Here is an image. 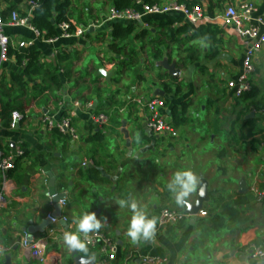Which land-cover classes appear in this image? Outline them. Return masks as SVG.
Instances as JSON below:
<instances>
[{
    "label": "crops",
    "instance_id": "1",
    "mask_svg": "<svg viewBox=\"0 0 264 264\" xmlns=\"http://www.w3.org/2000/svg\"><path fill=\"white\" fill-rule=\"evenodd\" d=\"M196 1L206 13L200 23L191 25L184 16L174 14L168 16L181 21L171 28L157 29L166 41L165 58L176 60L182 71L177 80L183 86L177 93L166 92L164 81L158 77L164 69L157 61L152 63L147 52L140 54L142 60L138 66L139 72L145 74L144 78L140 82L134 73L129 89L125 86L129 82L127 75L119 86L108 84L104 77H97L101 68L116 71L115 64L113 69L105 67V62L109 64L114 58L108 47L114 23L91 28L93 31L84 37L61 39L55 43L40 40L29 28L6 27L5 34L13 46L17 47L21 42L29 44L26 47L37 44L43 54V63L60 64L58 54L65 53L69 59L61 63V73L70 68L72 76L59 93L63 102L54 105L51 100L50 106H44L42 99L31 101V117L20 123L18 129L1 132L0 161L3 156L15 154L18 147L25 152V157L18 158L15 169L9 172L12 190L8 205L0 212V246L5 250L0 256V264H41L22 248L21 242L25 233L36 241L45 237L51 225L45 226L47 216L56 214L57 205L52 206L47 197L44 182L47 178L49 191L68 199V206L62 210L68 223H60L59 230L74 231L73 219L92 211L98 218L107 217L108 224L99 232L111 237L119 249L117 259L109 261L100 246L88 247L86 253L72 252L61 238L47 248V264H77L80 256L93 264H142L140 258L146 255L165 258V264H264L253 256L255 248L264 250V48L254 62L251 92L242 98L236 97L229 84L242 74L246 51L253 42L241 37L223 20L229 6L239 9L244 4L254 7V19L264 20V0H159L157 5L179 3L188 6L187 2ZM76 2L78 11L73 13L72 20L83 27H86L84 21H89L90 25L95 19L105 21L114 9L110 0ZM134 2L136 8H140V2L147 4V0ZM20 9V15H25L27 8L23 5ZM168 16L146 18L144 23L149 24V29H145L143 22L133 25L138 32L153 29L155 33L150 21ZM208 25L216 26L220 31L212 39L190 41L193 33H177L181 43L166 39L171 37V32L176 33L185 26L194 31ZM260 29L264 33L263 25ZM131 42L141 49V41L132 38ZM93 54L97 61L91 58ZM150 64L154 65L150 67ZM12 72H22L15 59H9L1 66V74ZM172 79H165V84L174 90L176 85ZM109 87L114 92L119 88L123 90L116 98L120 104L137 98L163 99L166 115L177 135H160L148 130V114L136 106V113L135 109L116 115L121 123L119 127L108 116L110 124L101 139H92L95 132L102 133L92 122V115H98L97 109L101 107L102 98L108 96L105 92ZM157 90L166 95L158 96ZM31 94L35 95V92ZM76 101L93 104L91 111L83 108L73 119L82 140L75 144L65 136L61 142L46 131L43 116H52L58 122L64 112L73 109ZM186 102L190 103L187 108L184 107ZM119 107L109 110L118 111ZM176 107L184 122L173 116ZM124 128L128 136L123 132ZM86 159L91 165L83 168L82 162ZM184 169L192 170L199 183L196 190L178 205L169 191L168 182L174 172ZM42 171L47 173V178L40 175ZM243 178L247 179L250 188L247 195L241 194ZM3 179L0 173V189ZM205 184L210 200L204 203L202 211L208 215L201 216L200 211L191 216L186 204L197 203L199 190ZM254 188L257 191L254 192ZM128 196L145 205L150 217L157 218V231L152 241L133 245L126 236L131 212L119 208L116 201ZM165 210L188 217L161 227L160 219Z\"/></svg>",
    "mask_w": 264,
    "mask_h": 264
},
{
    "label": "built area",
    "instance_id": "2",
    "mask_svg": "<svg viewBox=\"0 0 264 264\" xmlns=\"http://www.w3.org/2000/svg\"><path fill=\"white\" fill-rule=\"evenodd\" d=\"M138 6H140V8L134 7L122 10L114 8L111 10L109 17L105 21L95 22L89 27H83L78 25L74 20H70V22L63 23L59 26V37L44 41L47 43H55L61 39L81 38L84 37L91 30V28L95 29L97 27H102L107 23H144L145 19L151 16H168L180 14L184 16V18L191 25H197L206 17L205 10L201 6L189 8L188 6L179 3L171 5H150L143 2H140ZM25 7L27 8L26 15L22 16L19 12L15 11L10 16L9 21L5 22L2 16V7L0 6V76L1 66L9 60L7 53L11 44V40L5 34V29L7 26L15 28H29L38 37H40V33L30 24L31 19L33 18V12L38 7V5L35 1H29L25 4ZM254 13L255 9L252 5L244 4L239 9L234 6H229L223 16L225 25L235 28L241 37L253 42V44L248 47L246 51L242 74L238 80L230 82L229 84V87L235 91V95L238 98H242L245 94L251 92V78L255 73L254 62L256 60L257 54L264 48V33H261L260 29L262 25L264 26V20L254 19ZM144 27L145 29L150 28L147 22L144 23ZM28 45L29 44L25 42H21L18 46L23 48ZM105 67H110L112 69L115 68L114 64H108L106 62ZM133 102L139 108L147 112L148 115L146 119V126L148 130L160 135H177L172 123L166 115V102L163 99L158 97L137 98L133 100ZM83 108L91 111L93 109V104H83L80 101L74 102L73 109H71L69 112V117H63L58 122L57 119L52 116H43L42 121L46 126V131L51 134L55 128H58L65 136H69L75 144L79 143L82 140V137L77 128L73 125V119L77 116L79 110H82ZM24 119V114L20 112H14L12 114V123L9 130L13 131L18 129L20 123H22ZM92 122L99 131H104L110 124L109 117L105 114H100L97 116L92 115ZM3 129V124L0 121V137ZM262 146H264V141ZM1 151L2 150L0 149V155L2 156ZM24 154L25 152L20 147H18L15 150V154L11 153L8 156H3L0 161V173L3 174L4 178L2 187L0 189V212L8 205L9 193L12 190V188L10 189L11 186L9 184V172L15 169L18 158L22 157ZM90 165L91 162L88 159L82 162L83 168H88ZM40 175L47 178V173L45 171L40 172ZM47 179H44V182L46 188L48 189L47 197L51 205H59L63 210L68 206V199L63 197L59 200L61 202L60 204L59 201L56 202V199L60 195L49 191V181ZM253 191L255 192L257 189L254 188ZM52 197L54 198L51 199ZM200 215L207 216L208 214L205 211H201ZM186 217L188 216L165 210L162 213L160 219V226L166 227L170 224L178 223ZM47 219L51 222V225L45 237L36 241L30 234L25 233L21 242L22 248L29 252L32 257L35 260H38V262L41 264L48 263L47 248L49 245L53 242H57L63 236V232L58 229V226L62 222L64 224L68 223V218L65 215H61V217L58 218L53 213H50L47 216ZM98 246L101 247V251L107 256L109 261H115L117 259L119 249L111 237L102 232L90 234L88 247L96 248ZM4 251V248L0 246V256ZM253 256L256 259L264 261V250L261 248H255ZM140 261L142 264H165L167 260L159 256L146 255L141 257Z\"/></svg>",
    "mask_w": 264,
    "mask_h": 264
},
{
    "label": "trees",
    "instance_id": "3",
    "mask_svg": "<svg viewBox=\"0 0 264 264\" xmlns=\"http://www.w3.org/2000/svg\"><path fill=\"white\" fill-rule=\"evenodd\" d=\"M29 1H35L38 5L33 12V18L31 19L30 24L40 33V40L42 41L59 37V26L63 23L70 22L74 17L73 13L78 11L76 0H0L3 20L7 22L15 11L20 13V7L23 5L25 6ZM110 1L114 8L120 10L133 8L135 5L133 0ZM158 2L159 0H147V4L150 5H155ZM187 4L189 8H194L199 6L200 2H187ZM22 16H24V14ZM94 21L100 22L98 19H95ZM179 21L181 20L174 16H168L165 19L151 20L150 24L152 25V28L156 29L155 33L152 31L153 29L138 32L136 26L133 24L114 23L112 25V40L108 46L109 51L114 55V58H112L109 63L116 65V77L113 79L112 83L119 86L128 72L136 73L137 76L135 79L141 82L145 74L138 70V66L141 65L142 60L140 54H145L147 52L152 63L154 61L159 62L163 60L165 58L163 47H166V41L161 38L159 30L157 29L159 27L164 29L171 28ZM84 24L86 27L90 26L89 21H84ZM177 31L178 32L176 33L170 31L171 37H166V39H169V42L171 43L176 42V40L178 43H181L176 37L177 33L178 35L193 33V35L191 34L190 41L199 38L212 39L220 33L219 28L212 25L201 26L195 29V32L189 26H185ZM132 38L142 42L140 50H138L131 42ZM145 40H147V43H145ZM7 56L9 59H15L17 65L22 70V72H12L10 75L3 73L0 76V121L3 124V128L9 130L12 123V114L14 112H20L25 115V119L22 123L31 117V101L42 99L40 101L44 106H47L51 100L54 105L63 102V98L59 93L64 90L65 82L71 79L72 74L70 68L67 69V72L61 73V63L68 60L69 56L65 53L58 54L60 64L57 65L43 63V54L37 44L23 48L18 45L15 47L10 44ZM168 58L171 59V57ZM153 65L154 64H150V67ZM162 72L163 74H160L158 77L160 80L164 81L166 92H181V87L183 85L179 84L177 79H172L176 85V89L173 90L169 84H165V79L170 77L169 74L165 70ZM31 92H35V95H32ZM121 93H123V90L119 88L115 92V95H108L105 99V108L103 110H100L101 107L97 109L98 115L105 113L106 116L111 118L112 123L116 127H119L121 124L116 117L117 114L121 116L120 113L125 112L124 114H126L127 110L129 113L134 112L135 109L136 111L134 113L137 112V105L132 100L128 103L124 102L123 104H120L116 100L117 96ZM86 103H90V101H87ZM118 105L121 106L119 107ZM48 106H50V104ZM188 106H190V103L186 102L184 107L187 108ZM114 107H119V110H109ZM69 112H64L63 117H69ZM172 113L174 117L178 118V120L183 117L178 114L177 107L173 109ZM184 121L185 119L183 118L182 122ZM90 129L93 130V127L91 126ZM53 134L59 141H64L65 135L58 128L53 130ZM101 135L102 133L95 132V136H93L92 139H101ZM22 157H25V154Z\"/></svg>",
    "mask_w": 264,
    "mask_h": 264
},
{
    "label": "clouds",
    "instance_id": "4",
    "mask_svg": "<svg viewBox=\"0 0 264 264\" xmlns=\"http://www.w3.org/2000/svg\"><path fill=\"white\" fill-rule=\"evenodd\" d=\"M198 183L197 175L190 169H184L173 173L168 182V187L179 205L196 190ZM116 203L119 208H126L131 212L126 236L133 245L149 242L155 238L158 221L155 216L150 217L148 215L145 205H142L131 196L119 199ZM72 223L75 225V230H65L63 232V243L72 252L85 253L88 250L90 234L99 232L108 224L107 217L98 218L97 214L92 211L84 212L79 217L74 218Z\"/></svg>",
    "mask_w": 264,
    "mask_h": 264
},
{
    "label": "water",
    "instance_id": "5",
    "mask_svg": "<svg viewBox=\"0 0 264 264\" xmlns=\"http://www.w3.org/2000/svg\"><path fill=\"white\" fill-rule=\"evenodd\" d=\"M90 31H93V30H90ZM158 66L163 68L169 74V76L175 80L181 78V76H182V71L178 67V62L176 60H170L169 58H164L163 60L158 62ZM97 77H104V78H106L108 84H112L113 79L116 77V71L108 72L105 68H101L97 74ZM156 94L158 96H161V97H164L166 95V93L162 90H157ZM123 132L127 136L129 135L126 128L123 129ZM128 144H130L129 141H128ZM54 182H55V178L52 177V183H54ZM240 188H241V194H243V195H247L250 192V188L248 186V182H247L246 178L242 179L241 184H240ZM207 193H208V185L205 184L199 190V193H198L199 199H198L197 203L194 205L186 204V207L188 208V213L191 216H196L197 214H199V212L202 211V209H203L204 203L208 202L210 200ZM63 197L64 196L60 195L56 199V202H58ZM61 215H62V208L59 205H57L55 216L60 217ZM50 224H51V222L49 220H47L45 222V226H49ZM8 260L10 261L9 257H8ZM76 262H77V264H90V263L93 264V262L89 261L86 258H83L82 256H80V258H78L76 260Z\"/></svg>",
    "mask_w": 264,
    "mask_h": 264
},
{
    "label": "rangeland",
    "instance_id": "6",
    "mask_svg": "<svg viewBox=\"0 0 264 264\" xmlns=\"http://www.w3.org/2000/svg\"><path fill=\"white\" fill-rule=\"evenodd\" d=\"M93 56V57H92ZM91 56V58L92 59H94V60H98L97 59V56H96V54H93ZM106 56H107V58L109 59V56H108V54L106 53ZM191 75V74H190ZM135 76V74L133 73V72H128V74H127V78L126 79H128V81L129 82H126L125 83V86H126V89L128 88H130V86H131V84H132V82H133V79L135 78L134 77ZM115 95V92H114V90H112V88L111 87H109L107 90H106V92H105V95ZM105 106H106V101H105V99H103L102 98V100H101V108H100V110H103L104 108H105ZM73 125H74V123H73ZM107 129V128H106ZM106 129H105V131H106ZM104 132L102 131V134H103ZM53 192L55 191V189L54 188H52L51 189Z\"/></svg>",
    "mask_w": 264,
    "mask_h": 264
}]
</instances>
